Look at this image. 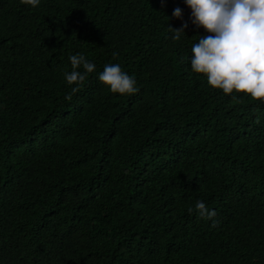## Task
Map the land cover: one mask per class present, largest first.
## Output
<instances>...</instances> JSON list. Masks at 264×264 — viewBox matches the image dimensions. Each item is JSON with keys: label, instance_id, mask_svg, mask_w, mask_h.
Returning <instances> with one entry per match:
<instances>
[{"label": "trees", "instance_id": "trees-1", "mask_svg": "<svg viewBox=\"0 0 264 264\" xmlns=\"http://www.w3.org/2000/svg\"><path fill=\"white\" fill-rule=\"evenodd\" d=\"M191 11L0 0V264H264V103L191 70ZM77 53L96 70L68 101ZM110 63L138 93L99 81Z\"/></svg>", "mask_w": 264, "mask_h": 264}, {"label": "clouds", "instance_id": "clouds-1", "mask_svg": "<svg viewBox=\"0 0 264 264\" xmlns=\"http://www.w3.org/2000/svg\"><path fill=\"white\" fill-rule=\"evenodd\" d=\"M190 7V19L196 28H203L209 35H202L192 45L191 70L204 74L208 84L223 90L224 94L246 93L264 103V0H184ZM21 3L36 8L40 0H21ZM161 5L166 0H160ZM172 16L183 21V10L174 9ZM189 27L187 21L174 28L172 39L179 41ZM119 54L113 52V57ZM71 71L65 72V80L71 86L65 96L72 100L73 94L83 86L88 74L96 65L82 53L69 54ZM83 71H80V69ZM99 81L107 85L114 94L133 95L139 92L134 76L124 71L120 64H105L99 73ZM193 211V209H189ZM195 211L199 219L211 220L212 227L219 223L215 209H209L200 200Z\"/></svg>", "mask_w": 264, "mask_h": 264}]
</instances>
